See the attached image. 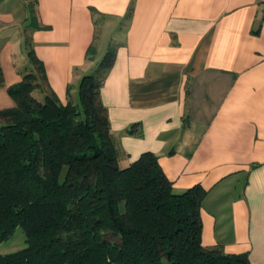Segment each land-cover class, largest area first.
Wrapping results in <instances>:
<instances>
[{
	"label": "crops",
	"instance_id": "obj_1",
	"mask_svg": "<svg viewBox=\"0 0 264 264\" xmlns=\"http://www.w3.org/2000/svg\"><path fill=\"white\" fill-rule=\"evenodd\" d=\"M30 12L0 0V109L15 105L6 87L32 69L30 49L64 102L99 59H85L89 44H113L100 96L121 164L155 153L174 190H207L202 244L264 262V0H36L39 28Z\"/></svg>",
	"mask_w": 264,
	"mask_h": 264
},
{
	"label": "trees",
	"instance_id": "obj_2",
	"mask_svg": "<svg viewBox=\"0 0 264 264\" xmlns=\"http://www.w3.org/2000/svg\"><path fill=\"white\" fill-rule=\"evenodd\" d=\"M25 1L39 28L36 0ZM113 47L67 85L64 102L43 86L31 49L32 69L6 87L15 105L0 109V243L21 227L26 245L0 252V264H251L246 252L202 244L204 187L174 190L152 151L121 164L100 96ZM95 57L92 41L85 59ZM127 131L141 135V123Z\"/></svg>",
	"mask_w": 264,
	"mask_h": 264
},
{
	"label": "rangeland",
	"instance_id": "obj_3",
	"mask_svg": "<svg viewBox=\"0 0 264 264\" xmlns=\"http://www.w3.org/2000/svg\"><path fill=\"white\" fill-rule=\"evenodd\" d=\"M104 44L105 43H103V45ZM105 50L106 48H100V50L96 52L97 56L95 58L100 59L104 54ZM25 245L26 243H25V236L23 230L21 229V227H17L9 238H7L6 240L0 243V252L5 253L10 251H16L23 248Z\"/></svg>",
	"mask_w": 264,
	"mask_h": 264
}]
</instances>
